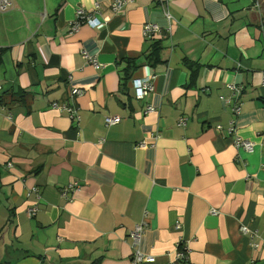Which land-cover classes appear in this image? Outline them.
I'll use <instances>...</instances> for the list:
<instances>
[{"label":"crops","instance_id":"obj_1","mask_svg":"<svg viewBox=\"0 0 264 264\" xmlns=\"http://www.w3.org/2000/svg\"><path fill=\"white\" fill-rule=\"evenodd\" d=\"M110 4L13 0L0 12V264H135L137 250L140 264H184L180 241L187 264H264L253 247L264 238V0ZM79 8L101 25L71 30ZM147 22L164 48L133 74L153 84L139 99L133 80L119 91L116 61L142 55ZM231 83L243 86L237 118L222 100Z\"/></svg>","mask_w":264,"mask_h":264},{"label":"built area","instance_id":"obj_2","mask_svg":"<svg viewBox=\"0 0 264 264\" xmlns=\"http://www.w3.org/2000/svg\"><path fill=\"white\" fill-rule=\"evenodd\" d=\"M126 1L127 0H111V4H110L111 9L114 12L121 11ZM98 7L99 5L95 4V10L98 9ZM12 8H13V0H0V12L1 13L8 12ZM167 18L169 20L174 19L168 12H167ZM101 23L102 22L97 17L93 16L92 10L88 12L84 8H79L77 9L76 20L72 22L70 25H71V30H76L79 26L84 25V24L97 27L101 25ZM161 34H162V30L157 24L148 23V22L144 24V35L146 37H150L152 35H161ZM85 56L91 61V63L93 64L95 68L100 67V64L96 57L94 56L91 57L87 53H85ZM262 80L264 82V73H263ZM133 86L135 89V94H136L135 96L139 99H144L153 91V84L150 78L134 79ZM228 87L231 90L232 95L230 98H222V100L225 104L233 101L232 112L237 118L242 113L241 112L242 102L240 100V95L243 92V86H241L240 84L231 83V84H228ZM82 93H83L82 89L73 88L70 94L73 97V96L81 95ZM51 105L53 108H56L59 111L66 112L73 120H77V121L80 120V115L78 113L77 105H68L66 103L57 102V101L52 102ZM153 110H154L153 105H148L146 108L147 112H151ZM236 118L232 120L231 127L229 128V132H233L237 129L238 126H237ZM120 119L121 118L119 116L107 117L106 121L110 125V124H116L120 122ZM186 124H187V117L182 116L178 120V125L185 126ZM218 127L220 128L221 126H218ZM156 135L154 137H156ZM145 145H146V141H142L139 143V146L143 147ZM235 145L238 148H244L245 150L249 152H251L254 147V143L252 141L243 139V138H236ZM74 185L76 184H73L72 186ZM36 211H37L36 206L29 208V212L31 213V215H35ZM176 225L177 227H179L180 223H177ZM146 228H147V222L142 221L136 224L135 228L131 231L130 236L133 239L134 246L139 244L141 236L145 232ZM248 230L249 229L247 226L245 225L240 226V231L242 233H245ZM261 246H264V238H260L258 242L253 243V247L255 248H260ZM188 253H189V247L186 246L184 242L180 241L177 246V252L175 256L176 261L187 264ZM144 259H145L144 255L139 250H137L135 257L133 258L134 263L140 264L144 261Z\"/></svg>","mask_w":264,"mask_h":264},{"label":"trees","instance_id":"obj_3","mask_svg":"<svg viewBox=\"0 0 264 264\" xmlns=\"http://www.w3.org/2000/svg\"><path fill=\"white\" fill-rule=\"evenodd\" d=\"M163 41L156 35L147 37V45L139 58H122L116 61V70L120 78L119 91L128 94L129 82L133 80V74L143 65L156 66L162 62ZM7 48L0 47V63Z\"/></svg>","mask_w":264,"mask_h":264}]
</instances>
